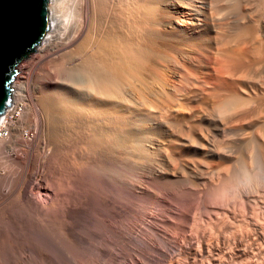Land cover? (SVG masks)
I'll return each mask as SVG.
<instances>
[{"label": "bare ground", "instance_id": "6f19581e", "mask_svg": "<svg viewBox=\"0 0 264 264\" xmlns=\"http://www.w3.org/2000/svg\"><path fill=\"white\" fill-rule=\"evenodd\" d=\"M75 2L49 0L0 117V264H264L251 0Z\"/></svg>", "mask_w": 264, "mask_h": 264}, {"label": "water", "instance_id": "95a60500", "mask_svg": "<svg viewBox=\"0 0 264 264\" xmlns=\"http://www.w3.org/2000/svg\"><path fill=\"white\" fill-rule=\"evenodd\" d=\"M49 0H0V117L12 104L19 64L50 30Z\"/></svg>", "mask_w": 264, "mask_h": 264}, {"label": "rangeland", "instance_id": "374dc122", "mask_svg": "<svg viewBox=\"0 0 264 264\" xmlns=\"http://www.w3.org/2000/svg\"><path fill=\"white\" fill-rule=\"evenodd\" d=\"M71 1H73V0H71ZM71 1L69 2V0H64V2H67V3H62V5H61V8H62V10H64V7H65V12L67 11L68 13H70L71 15L73 14L74 15V10H75V6H76V0H74V3H71ZM261 2V3H260ZM69 3H71V4H69ZM251 3H252V6H253V8H252V11H253V22H252V25H256V26H264V1L263 0H251ZM255 4V6H254V4ZM72 5V6H69V5ZM257 4V5H256ZM259 4V5H258ZM65 5V6H64ZM67 6H69V7H67ZM257 6H258V8H257ZM67 7V8H66ZM73 7V8H72ZM256 9H255V8ZM69 8V9H68ZM71 8V9H70ZM254 9V10H253ZM262 9V10H261ZM62 10H61V12H62ZM258 10V11H257ZM260 11V13L259 14H257L258 12ZM262 11V12H261ZM64 12V11H63ZM255 12V13H254ZM66 14V13H65ZM254 15H255V17H257V18H254ZM259 16V17H258ZM261 17H262V19H261ZM258 18H260V19H258ZM257 19V20H256ZM73 18H71L70 19V21H69V19H67L66 20V22H64V24L65 23H68V25H71L72 23H73ZM254 23V24H253ZM258 24V25H257ZM66 25V24H65ZM67 25V26H68ZM255 26V27H256ZM42 44V43H41ZM40 46V45H39ZM38 46V47H39ZM70 52H73V51H70ZM53 53V54H52ZM52 53H49V54H47V56H48V58H47V56L45 55L44 57H43V61H48V60H50L49 61V63L51 62L52 64H54V62L58 59H55L56 57H58V55L57 54H55L54 52H52ZM34 54H36V52L35 53H31L29 56H32V55H34ZM50 54H52V55H50ZM53 55H55V58H53L54 56ZM28 56V57H29ZM51 57V59H50V57ZM28 57L26 58V59H24L20 64H19V66H18V70H17V75H16V77H15V79H14V81H13V83H12V86L16 83L15 81L17 80V77L19 76V74H20V71H21V68H23V69H27V67H26V65H27V59H28ZM52 58H53V60H52ZM55 60V61H54ZM43 61L41 62V63H43ZM53 61V62H52ZM25 63H26V65H25ZM37 63V62H36ZM36 63H35V65H34V72L33 73H35V74H33L32 75V77L33 78H31V84H39L40 83V80L41 79H43V78H45V77H47L48 76V74L52 71V72H54L53 71V66H51L50 65V67H48V69H46V67L44 68V66H45V64L46 63H48V62H46V63H43V64H41V63H37V65H36ZM41 66H40V65ZM42 65H43V67H42ZM39 67H40V69H39ZM38 71V72H40V73H38L36 70ZM52 69V70H51ZM46 71H48V72H46ZM45 72V73H44ZM37 74H39V75H37ZM43 74V75H42ZM47 75V76H46ZM39 76V77H38ZM35 77V78H34ZM35 79V81H33ZM32 81H33V83H32ZM170 88V87H169ZM168 89V88H167ZM172 90L174 89V88H171ZM172 90H170L169 89V91L170 92H172V93H174ZM174 91H176V88L174 89ZM28 92H29V90H28ZM22 103H20L18 106H17V108H16V111H15V113L13 114V115H11L10 117H9V119H8V124L10 123V125H11V128L12 127H14V125H17V126H19V125H24V123H22V118H21V116H19V113L21 112V110H22ZM21 109H20V108ZM22 120V121H21ZM13 122V123H12ZM22 123V124H21ZM19 124V125H18ZM8 133H10V131L8 132V130H4V131H1L0 132V135L2 136L3 135V137H5L6 138V136L8 135ZM10 136V134L7 136V137H9ZM25 136H27L26 135V133H25ZM241 176H239V178H240ZM262 188V187H261ZM259 189V190H261L260 191V193L261 194H258L257 193V191L255 192V191H253L254 192V194H252L253 192H250L251 193V196L252 195H254L255 197L256 196H259V195H262V198H261V196L260 197H257V198H259L260 199V201L263 199V197H264V192H263V190L264 189ZM255 193H257V194H255ZM253 196V198H255ZM238 199V198H237ZM238 200H240V199H238ZM262 201H264V200H262ZM240 202H241V200H240ZM260 204H261V206L263 207L264 206V202H260ZM263 204V205H262ZM262 211V210H261ZM264 211V210H263ZM256 212H258V211H256ZM263 245V244H262ZM262 247H264V246H262Z\"/></svg>", "mask_w": 264, "mask_h": 264}]
</instances>
